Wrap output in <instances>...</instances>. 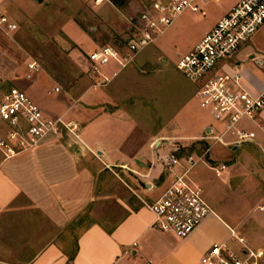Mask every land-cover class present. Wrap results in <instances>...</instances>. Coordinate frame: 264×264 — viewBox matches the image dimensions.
<instances>
[{
  "label": "crops",
  "instance_id": "crops-1",
  "mask_svg": "<svg viewBox=\"0 0 264 264\" xmlns=\"http://www.w3.org/2000/svg\"><path fill=\"white\" fill-rule=\"evenodd\" d=\"M199 1L203 7L212 3ZM236 1L222 7L211 25L179 55L197 44ZM259 58H264V24L233 58L219 65L217 73L239 69L242 87L255 95L261 87L255 63ZM127 68L120 72L109 66L111 76L103 68L100 77H91L99 83L82 82L79 86L83 90L74 88L72 93L77 100L74 105L71 94L57 93L59 97H54L52 105L59 108L58 112L44 107L47 101L38 92L40 85L27 88V95L46 117L79 126L78 138L62 131L13 159L3 161L0 156V264H201L202 256L213 245L225 246L237 255L244 246L261 251L264 264V212L260 211L264 193L252 197L245 194L239 187L247 182L244 176L238 177L232 189L228 187L233 200L240 202L233 207L226 206L225 191L216 192L213 198L203 196L212 214L184 239L153 227V214L143 204L124 203L129 196L123 190L115 197L110 214L101 206L93 208L96 177L113 169L132 174L143 183L145 189L136 192L138 200L143 202L144 196L158 199L181 172L179 166L169 172L163 161L180 148L208 147L204 162L189 173L190 180L200 188L213 173L210 165H226V171L215 176L222 178L225 189L234 169H248L254 163L253 168H259L257 161H264V110L253 120L239 122L237 128L253 133L254 139L236 144L230 134L220 136L223 129L219 123L199 117V105L191 108L189 100H197L195 84H181L176 94L179 113L173 114L168 108L164 114L157 107L158 101L164 100L168 106L172 101L159 94V85L152 87L151 76L127 73ZM162 84L166 86L167 82ZM219 144L223 150L213 152ZM224 149L233 154L228 169L223 162L227 153ZM106 181L102 178V184ZM250 201L254 204L249 205ZM109 215L121 218L111 226L90 219L78 225V219L84 216Z\"/></svg>",
  "mask_w": 264,
  "mask_h": 264
},
{
  "label": "rangeland",
  "instance_id": "rangeland-1",
  "mask_svg": "<svg viewBox=\"0 0 264 264\" xmlns=\"http://www.w3.org/2000/svg\"><path fill=\"white\" fill-rule=\"evenodd\" d=\"M117 1L121 3L119 7L113 5L110 0H0V7L17 25V30L11 35L0 32V104L11 88L17 87L26 91L27 88L40 85L38 92L43 93L42 96L47 101L43 104L44 107L56 111L59 108L52 105V100L54 97L58 98L59 94L52 92L54 88H59L62 94H71V105H74L77 101L76 96L72 95L74 88H80L79 85L87 80L93 82L96 80V83H99V80L92 79L95 77L88 71L87 55L103 46L115 47L121 54H125L128 42L134 38L133 27L137 18L154 0ZM195 2L200 7L204 6L199 0ZM211 2L207 7H203L200 13L185 11L178 16L169 29L158 36L157 41L134 58L131 65L129 64L132 67L127 68L129 65L126 67L127 73L136 71L141 76H151L152 87L159 85V94L172 101V103L167 102L169 106L164 100L158 101L157 107L164 114L168 108L173 114L179 113L180 107L177 101L180 99H176L177 90L181 84L191 86L176 69L179 53H183L187 46L196 41L211 25L220 9L230 4L232 0H212ZM29 64H35L38 67V72L31 79L26 77ZM110 68L113 71L119 69L112 64ZM161 69L163 71L157 73ZM112 70L106 68L105 73L107 74L108 71L111 76ZM166 82V86H163L162 83ZM80 90H83V87ZM48 92L54 95L47 96ZM26 94H28L27 91ZM191 101L192 109L199 105V101L190 99L189 102ZM198 108L200 111L198 110L197 113L200 118L207 121L212 118L200 105ZM211 120L217 124L213 118ZM221 145H217L212 151L223 150ZM206 149L208 147L202 144L197 147L192 145L180 148L174 154L178 157L193 155L192 153L202 155ZM224 151L227 153L223 162L227 163L228 169L233 154L228 149ZM257 162L264 170V161L259 159ZM254 165L256 163L248 169L240 167L238 170L234 169L232 173L229 172L231 180L225 189L221 184L222 178L217 179L214 172H211L209 181L201 186L202 196L213 198L216 192L225 191L226 206L233 207L236 200H233L235 198L232 195L230 196L228 187L231 186L232 189L234 183L239 182L238 177L242 176L247 182L243 186H238L244 189L245 194L248 193L251 197L257 192L263 194L264 173L260 172V167L253 168ZM102 178L108 179L106 184H102ZM95 183L93 208L101 206L107 214L115 208V197L120 196L122 190L128 194L126 196H129L123 199L124 203L134 201L135 204L140 203L145 206L153 201V198H144L145 196L142 197L143 202L138 200L136 192L145 189L143 183H140L134 175L122 173L120 170L113 169L103 173V176L96 177ZM239 203L237 201L236 204ZM247 203L251 205L254 201ZM261 209L264 210V207L262 206L260 211ZM120 218L121 215L84 216L78 219L80 223L78 225H84L90 219L111 226Z\"/></svg>",
  "mask_w": 264,
  "mask_h": 264
},
{
  "label": "built area",
  "instance_id": "built-area-1",
  "mask_svg": "<svg viewBox=\"0 0 264 264\" xmlns=\"http://www.w3.org/2000/svg\"><path fill=\"white\" fill-rule=\"evenodd\" d=\"M212 1V0H211ZM185 11L202 12L195 0H154L143 10L133 27L135 34L127 44V52L103 46L87 55L88 71L101 76V70L111 64L125 69L146 47L169 28ZM264 24V0H237L235 5L188 52L179 55L176 69L188 82L197 86L196 97L201 108L221 124V135L230 134L236 144L254 139V134L237 128L244 119L253 120L264 110V58L256 59L261 87L255 95L241 85V72L217 73L223 61L233 58ZM17 30L15 21L0 7V32L11 35ZM27 79L38 72L35 64L28 65ZM115 72L113 76H116ZM104 82L108 79L103 77ZM53 93H59L54 88ZM47 94H51L48 92ZM62 131L78 138V126L61 118H48L25 91L14 87L7 91L0 104V156L10 160L36 149L49 136ZM221 142L220 138H216ZM178 157L166 156L163 164L171 172L175 166L181 172L174 176L160 197L146 208L153 214V227L177 238H187L200 223L212 214L204 201L202 190L189 177L191 170L204 162L207 153ZM216 177L226 171V165H210ZM261 211H264L261 209ZM242 244L243 241L240 239ZM263 253L244 246L241 254L229 252L225 246L213 245L201 258V264H262Z\"/></svg>",
  "mask_w": 264,
  "mask_h": 264
},
{
  "label": "trees",
  "instance_id": "trees-1",
  "mask_svg": "<svg viewBox=\"0 0 264 264\" xmlns=\"http://www.w3.org/2000/svg\"><path fill=\"white\" fill-rule=\"evenodd\" d=\"M110 2L113 4V5H115V6H117V7H119L120 6V2H118L117 0H110ZM205 147V146H204Z\"/></svg>",
  "mask_w": 264,
  "mask_h": 264
}]
</instances>
